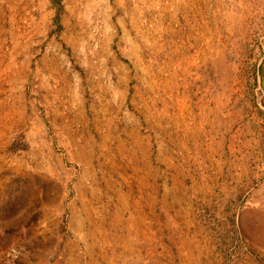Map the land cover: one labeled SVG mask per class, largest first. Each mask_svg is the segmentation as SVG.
Here are the masks:
<instances>
[{
    "label": "rangeland",
    "instance_id": "rangeland-1",
    "mask_svg": "<svg viewBox=\"0 0 264 264\" xmlns=\"http://www.w3.org/2000/svg\"><path fill=\"white\" fill-rule=\"evenodd\" d=\"M28 1L0 0L9 65ZM50 1L72 87L0 129V264H264V0Z\"/></svg>",
    "mask_w": 264,
    "mask_h": 264
},
{
    "label": "crops",
    "instance_id": "crops-1",
    "mask_svg": "<svg viewBox=\"0 0 264 264\" xmlns=\"http://www.w3.org/2000/svg\"><path fill=\"white\" fill-rule=\"evenodd\" d=\"M130 1L134 9L135 22L146 23V18L150 21L153 0ZM25 7L30 10L31 16L26 23L30 28H22L21 48L18 52L21 59L14 66L0 59V89L10 92L6 93L5 97L0 96V113H4L0 118L1 130L14 127L19 129L29 120L23 104L25 87L30 85L32 113H34L32 118H36L38 122L43 119L40 114L49 116L57 111L55 104L67 96L72 87L70 70L62 68L59 54L56 52V33L52 32L54 29L52 18L55 11L53 4L50 0H32L28 1ZM111 7L116 8L115 0ZM16 8L23 10L24 4H18ZM111 16L110 20L105 18L104 23L113 26L115 24L113 12ZM45 37H48L49 46L42 51L40 44ZM107 38L113 39L114 35H108ZM13 89L15 94L10 95ZM18 102H22L20 106L17 105ZM32 132L34 134L35 130L33 129ZM2 138L0 135V140Z\"/></svg>",
    "mask_w": 264,
    "mask_h": 264
}]
</instances>
